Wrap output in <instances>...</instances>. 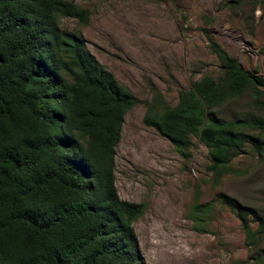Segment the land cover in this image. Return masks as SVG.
I'll return each mask as SVG.
<instances>
[{
  "label": "trees",
  "instance_id": "16d2710c",
  "mask_svg": "<svg viewBox=\"0 0 264 264\" xmlns=\"http://www.w3.org/2000/svg\"><path fill=\"white\" fill-rule=\"evenodd\" d=\"M63 18L83 25L90 13L67 0H0V264H142L133 224L144 207L121 200L115 179L125 117L138 100L80 36L61 29ZM203 33L220 76L181 91L174 107L157 94L144 122L185 158L198 139L219 180L248 147L262 155L264 78ZM243 98L252 114L220 115ZM218 199L258 247L264 213Z\"/></svg>",
  "mask_w": 264,
  "mask_h": 264
},
{
  "label": "rangeland",
  "instance_id": "374dc122",
  "mask_svg": "<svg viewBox=\"0 0 264 264\" xmlns=\"http://www.w3.org/2000/svg\"><path fill=\"white\" fill-rule=\"evenodd\" d=\"M89 22L63 18L61 29L80 36L94 59L138 100L125 117L115 155L121 200L141 204L134 222L142 264H264V239L250 247L223 194L264 213V149L248 147L232 172L216 179L208 149L194 139L191 157L148 127L147 106L159 94L171 107L179 93L221 74L209 36L241 67L264 78V0H67ZM246 98L220 114L247 117ZM264 118V112L259 113ZM264 143V136H263ZM253 229L256 225L252 224Z\"/></svg>",
  "mask_w": 264,
  "mask_h": 264
}]
</instances>
